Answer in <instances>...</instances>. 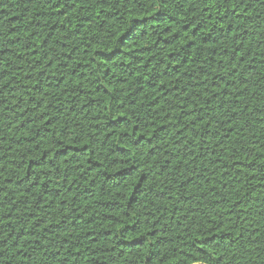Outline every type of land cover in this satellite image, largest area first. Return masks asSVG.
Instances as JSON below:
<instances>
[{
	"label": "trees",
	"instance_id": "obj_1",
	"mask_svg": "<svg viewBox=\"0 0 264 264\" xmlns=\"http://www.w3.org/2000/svg\"><path fill=\"white\" fill-rule=\"evenodd\" d=\"M264 264V0H0V264Z\"/></svg>",
	"mask_w": 264,
	"mask_h": 264
},
{
	"label": "water",
	"instance_id": "obj_2",
	"mask_svg": "<svg viewBox=\"0 0 264 264\" xmlns=\"http://www.w3.org/2000/svg\"><path fill=\"white\" fill-rule=\"evenodd\" d=\"M193 264H203V263H193Z\"/></svg>",
	"mask_w": 264,
	"mask_h": 264
}]
</instances>
